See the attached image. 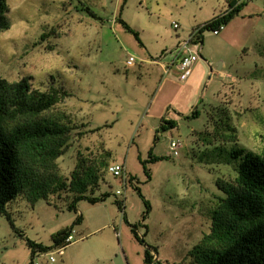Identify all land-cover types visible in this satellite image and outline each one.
Masks as SVG:
<instances>
[{
    "label": "rangeland",
    "instance_id": "rangeland-1",
    "mask_svg": "<svg viewBox=\"0 0 264 264\" xmlns=\"http://www.w3.org/2000/svg\"><path fill=\"white\" fill-rule=\"evenodd\" d=\"M242 1L218 34L204 30L201 58L180 80L174 65L164 72L149 61L169 63L177 42L227 8L226 0H7L0 75L8 81L30 76L36 88L62 86L69 93L51 112L75 125L71 148L59 159L61 175L69 176L78 152L90 157L108 150V162L124 166L126 181L106 172L96 193L108 192L106 200H80L77 211L67 208L65 194L49 203L16 198L9 216L0 213V264H30L25 238L50 247L52 234L73 225L78 214L74 240L62 255L54 248L39 252L40 264H146L144 245L128 224H138L143 214L136 233L156 248L160 262L186 261L210 225L216 179L234 180L239 159L230 153H259L264 146V0ZM51 28L57 33L38 42ZM194 109L198 116L188 117ZM163 118L176 126L161 130ZM227 119L236 140L214 139L213 122ZM170 140L179 143L177 155ZM136 187L150 204L148 213ZM115 199L124 202L123 211Z\"/></svg>",
    "mask_w": 264,
    "mask_h": 264
},
{
    "label": "trees",
    "instance_id": "trees-1",
    "mask_svg": "<svg viewBox=\"0 0 264 264\" xmlns=\"http://www.w3.org/2000/svg\"><path fill=\"white\" fill-rule=\"evenodd\" d=\"M226 1L227 8L192 29L191 33L199 42L202 43L204 30L226 24L245 5L242 0ZM85 9L90 16L96 17L88 7ZM8 11L7 0H0V32L9 28ZM118 20L140 42L138 33L124 20ZM56 33L55 28L44 31L38 42ZM48 48L52 49L50 45ZM30 79L27 76L17 81H8L0 75V213L9 216L7 206L21 196L33 204L38 199L49 203L56 197L61 199V194H65L67 208L74 211H77L76 206L80 200L91 204L106 200L108 192L96 193L111 163L108 162L111 152L104 150L90 157L78 152L69 176L63 177L59 159L71 148V132L75 125L67 120L65 114L51 112L69 93L62 86L36 88ZM198 114L199 111L194 109L188 117H197ZM228 119L224 123L213 122L214 139L236 140V130ZM176 124V120L163 118L159 128L166 130L174 128ZM230 154L239 159L234 166V180L216 179L219 193L210 211V225L199 241L188 250L183 264H264V146L259 153L236 148ZM159 158L152 157V160ZM136 189L143 198L139 189ZM143 200L148 213L150 204ZM114 202L120 210L123 209L122 200L115 199ZM144 219L143 214L141 222ZM81 220L82 216L78 214L73 225L54 232L50 247L25 238L31 248V258L39 252L67 246L69 243L65 241L66 237L74 233V225ZM128 224L135 240L144 245V262L162 264L154 257L156 248L138 237V224Z\"/></svg>",
    "mask_w": 264,
    "mask_h": 264
},
{
    "label": "built area",
    "instance_id": "built-area-1",
    "mask_svg": "<svg viewBox=\"0 0 264 264\" xmlns=\"http://www.w3.org/2000/svg\"><path fill=\"white\" fill-rule=\"evenodd\" d=\"M173 27L177 29L179 27V24L176 22H172ZM223 24L218 26L217 28L212 29L213 34H218L221 29H223ZM177 58L175 59V65L176 69L178 71V77L180 80H185L189 77L192 70V65L201 58V42H199L192 33L189 34V36L186 39L179 40L177 46ZM135 62L134 57L129 56L126 63L128 65H131ZM167 70V67L165 71ZM178 146L179 143L175 140H170L168 147L170 152L173 155L178 154ZM107 172H109L113 176H118L123 179V183L125 185L126 177L124 176V166L119 163H110L107 166ZM116 194H120L119 190H116ZM73 233L68 235L65 239L66 242L70 243L73 240ZM64 247H58L56 252L59 255L63 254ZM38 256V253L36 256L33 257L31 264H40V262L36 259ZM49 261L53 262L55 261V258L52 255H49ZM6 264V263H3Z\"/></svg>",
    "mask_w": 264,
    "mask_h": 264
},
{
    "label": "crops",
    "instance_id": "crops-1",
    "mask_svg": "<svg viewBox=\"0 0 264 264\" xmlns=\"http://www.w3.org/2000/svg\"><path fill=\"white\" fill-rule=\"evenodd\" d=\"M240 1V0H239ZM179 28V27H178ZM177 28V29H178ZM177 44H178V42H177ZM202 44V43H201ZM162 58V57H161ZM160 58V59H161ZM177 58V56L175 55L174 56V59H171L170 60V62L169 63H163L161 60H159V58H157V59H155V58H153V59H151L149 62H150V64H156V65H159L160 66V68L164 71V72H166L165 71V69H166V67L168 68V66H170V65H174L175 66V68H176V65H175V59ZM135 63V62H134ZM133 63V64H134ZM133 64H131V65H128V66H132ZM197 71H194V73H196ZM191 75V74H190ZM142 249H144V246H143V248ZM123 253L125 254L126 252H125V250H123ZM126 256H127V254H126ZM128 257V256H127ZM154 257H155V259L157 258V259H159V255H158V253H156L155 255H154ZM125 260L127 261V259H126V257H125ZM126 264H128V262L126 263Z\"/></svg>",
    "mask_w": 264,
    "mask_h": 264
}]
</instances>
